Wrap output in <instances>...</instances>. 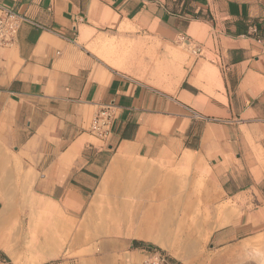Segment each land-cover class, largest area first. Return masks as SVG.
<instances>
[{"label": "crops", "instance_id": "1", "mask_svg": "<svg viewBox=\"0 0 264 264\" xmlns=\"http://www.w3.org/2000/svg\"><path fill=\"white\" fill-rule=\"evenodd\" d=\"M4 9L27 21L0 46V212L29 199L81 211L117 160L193 155L241 213L219 243L264 248V0H0ZM111 25L129 39L171 38L194 60L171 86L110 67L88 44ZM103 106L115 113L105 140L90 133Z\"/></svg>", "mask_w": 264, "mask_h": 264}, {"label": "rangeland", "instance_id": "2", "mask_svg": "<svg viewBox=\"0 0 264 264\" xmlns=\"http://www.w3.org/2000/svg\"><path fill=\"white\" fill-rule=\"evenodd\" d=\"M127 33L111 25L88 49L110 67L142 70L135 74L156 85H174L194 60L171 38L161 44ZM185 157L117 160L81 211L62 202L10 201L7 212H26L25 238L22 248L0 247V264H134L136 253L143 255L139 264H264L258 240L219 243L217 236L233 227L240 210L205 163ZM148 217L155 222L151 228ZM138 235H151L170 251Z\"/></svg>", "mask_w": 264, "mask_h": 264}, {"label": "built area", "instance_id": "3", "mask_svg": "<svg viewBox=\"0 0 264 264\" xmlns=\"http://www.w3.org/2000/svg\"><path fill=\"white\" fill-rule=\"evenodd\" d=\"M27 21L24 16L19 15L12 9L2 10L0 17V46H12L17 38L19 29L23 22ZM115 113L112 106H103L95 115L91 126L90 133L105 140L112 132ZM158 264V262L156 263Z\"/></svg>", "mask_w": 264, "mask_h": 264}, {"label": "bare ground", "instance_id": "4", "mask_svg": "<svg viewBox=\"0 0 264 264\" xmlns=\"http://www.w3.org/2000/svg\"><path fill=\"white\" fill-rule=\"evenodd\" d=\"M58 213V212H57ZM159 212H148L150 216ZM59 215V214H58ZM26 217V212H0V247L7 248H22L25 238L24 220ZM155 223L151 221L148 217V228H151ZM131 235H136L132 233ZM140 238L152 241L154 243L160 244L162 247L170 251V246L162 243L159 239L152 237L151 235L142 236L138 235ZM5 245V246H4Z\"/></svg>", "mask_w": 264, "mask_h": 264}, {"label": "trees", "instance_id": "5", "mask_svg": "<svg viewBox=\"0 0 264 264\" xmlns=\"http://www.w3.org/2000/svg\"><path fill=\"white\" fill-rule=\"evenodd\" d=\"M141 247H145V248L149 247L150 248L151 246H149L148 244H143Z\"/></svg>", "mask_w": 264, "mask_h": 264}]
</instances>
